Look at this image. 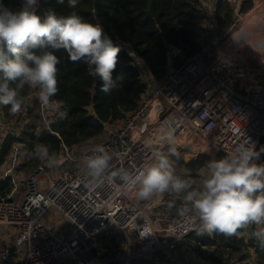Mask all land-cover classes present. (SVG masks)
Returning <instances> with one entry per match:
<instances>
[{
  "label": "built area",
  "instance_id": "obj_1",
  "mask_svg": "<svg viewBox=\"0 0 264 264\" xmlns=\"http://www.w3.org/2000/svg\"><path fill=\"white\" fill-rule=\"evenodd\" d=\"M226 1L232 5L233 19L224 27L218 15L219 0L203 1L209 13L199 49L176 66L183 50L169 44V71L163 80L153 78L144 60L131 49L137 54L135 63L141 67L142 77L148 79L147 92L137 108L117 122L120 124L108 123L95 142L82 144L86 152L81 156L75 146L63 141L58 153L63 157L62 171L57 178L46 177L41 163L28 175L23 193L18 195L15 185L9 193L0 194V264H133L138 258L151 260L165 251L177 252L197 233L198 219L183 221L175 215L174 208L181 203L173 194L145 202L138 201L134 192H124L118 180L99 188L86 187L81 162L95 145L110 152L113 169L130 172L150 162L155 151H167L170 146L187 149L185 145L190 143L197 153L225 157L251 138L258 150L264 138V67L254 68L226 52L235 31L243 28L245 0ZM37 93L30 90L28 103L36 106L41 126L51 129L52 122L63 114L64 104L52 97V106L45 108ZM28 111L25 106L23 115L13 120L0 106V162L8 137L16 138L0 182L11 178L16 183L13 173L20 169L24 156L18 126L27 122ZM169 129L174 145L162 135ZM71 161L77 164L75 169L68 166ZM179 174L183 172L177 171ZM51 209L63 218L65 231L44 220ZM105 232L121 238V251L98 258L96 242Z\"/></svg>",
  "mask_w": 264,
  "mask_h": 264
},
{
  "label": "clouds",
  "instance_id": "obj_2",
  "mask_svg": "<svg viewBox=\"0 0 264 264\" xmlns=\"http://www.w3.org/2000/svg\"><path fill=\"white\" fill-rule=\"evenodd\" d=\"M78 2L67 0L70 8ZM57 3L63 5L65 0ZM37 9L38 0H22L16 9L0 0V106H8L12 115L19 114L28 101L22 94L27 86L38 90L43 107H51V98L58 93L57 66L61 60L54 53L59 50L66 52L71 62L86 64L88 75L99 77L106 95L122 86L123 75L113 77L122 47L101 25L76 13L62 16L49 10L40 15ZM128 55L138 59L131 49ZM162 135L174 145L173 130ZM89 151L81 162L86 187L99 188L118 180L124 192H134L138 201L145 202L173 194L182 200L176 216L183 221H200L198 235L215 232L231 237L251 229L250 236L264 247V162H260L264 146L257 150L251 138L225 157L206 162L194 177L177 175L172 157L179 160L180 153L174 146L155 151L150 162L132 172L113 169V156L103 145ZM26 154L50 167L63 163V157L46 144H37Z\"/></svg>",
  "mask_w": 264,
  "mask_h": 264
},
{
  "label": "trees",
  "instance_id": "obj_3",
  "mask_svg": "<svg viewBox=\"0 0 264 264\" xmlns=\"http://www.w3.org/2000/svg\"><path fill=\"white\" fill-rule=\"evenodd\" d=\"M2 2L16 9L22 0H2ZM264 0H257V5ZM201 0H79L75 8L68 7L67 0L63 5L57 0H38L37 12L43 15L52 10L58 15L68 16L76 13L83 20L99 24L104 29L114 43L122 47L119 54V62L113 73L123 75L122 86L112 90L110 95L101 91L102 81L99 77L93 78L88 75L87 65L82 62L73 63L68 59L67 53L63 50L55 51L60 57L58 93L53 97L64 104L63 114L52 122L51 129H44L38 136L31 134L27 151L33 150L36 144H46L50 146V151L59 153L61 144L64 141L69 146H75L87 142L100 135L108 123L119 121L125 115L137 108L140 100L147 92V85L142 79V70L128 55V50L133 49L144 60L150 71V75L163 80L168 71V45L173 44L183 50V55L175 60L176 66L184 62L194 54L200 46L198 38V8ZM253 5V0L243 2V11L248 10ZM256 5V6H257ZM218 15L221 26L229 24L233 19L232 5L226 0H219ZM258 20V23H257ZM264 18L253 16L246 20L241 29V35H245L241 42L240 50L256 45V50H264ZM256 32L254 38L262 36L259 40L245 45L247 31ZM260 33V36L257 34ZM51 50V49H49ZM251 52V50H248ZM247 54V52H243ZM242 55V54H241ZM261 61H264L263 54L256 53ZM29 87L25 86L22 94L28 98ZM26 106L28 113H34L33 117L37 122L39 112L36 106H31L28 101ZM6 114L13 116L9 112L8 106H3ZM7 115V116H8ZM21 115H23L21 113ZM29 119V118H28ZM16 138L10 135L5 142L3 158L10 153ZM21 140V139H20ZM264 146V138L261 140L259 148ZM258 148V149H259ZM27 151L23 149V154L27 157ZM180 159L174 161L183 165L187 172L182 177L195 176L197 169L201 168L211 159H221L224 156L213 157L206 152H199L195 156L188 149L177 150ZM264 161V156L261 157ZM40 164V160L29 156L25 165L31 169ZM11 190V181L6 179L0 182V194H7ZM182 200L180 199V203ZM177 208V207H176ZM176 208L174 213L176 215ZM250 230V229H249ZM248 230V231H249ZM245 230H240L243 232ZM197 241L206 246L219 247L211 253V257L219 260L222 254L217 255L221 249L225 251L242 252L245 239L235 236H225L220 233H204L202 237L196 235ZM195 238V239H196ZM200 238V239H199ZM258 254L257 264H264V247L256 240L252 242ZM122 245L121 238L113 232L101 234L96 242L95 253L103 258L105 256H116L120 253ZM243 256V255H242ZM104 264H121L120 261H105ZM133 264H156L147 258H138Z\"/></svg>",
  "mask_w": 264,
  "mask_h": 264
},
{
  "label": "rangeland",
  "instance_id": "obj_4",
  "mask_svg": "<svg viewBox=\"0 0 264 264\" xmlns=\"http://www.w3.org/2000/svg\"><path fill=\"white\" fill-rule=\"evenodd\" d=\"M263 7H262V9H263ZM207 8L209 9V7H207ZM206 9L203 7L202 8L203 12H206ZM261 11H262V13H259L260 15L255 14L253 16H261L262 18H264L263 10H261ZM207 13H209V12H207ZM247 14H249V13L243 14L244 18L246 17ZM257 23H258V20H257ZM237 31L238 32H237V34H235V38L233 39V42H235L233 48H237L235 50V52H236L235 54L238 55V57H240L243 60L248 61L250 59V57H255V54L257 52L263 54V56H264V50L261 49L260 47L258 50H256V45L253 46V44H252V47L255 49V51H252V49H249L248 48L249 45L245 49V51L240 50L241 42L244 41L245 35H241V33H242L241 30L239 31V29H238ZM247 33H249V35L246 36L247 40L245 42V45L248 44V42H250V41L252 43H256L255 41L259 40L262 37V36H260V37L254 38L253 35L256 36L255 31L252 32V34H251V32L248 30ZM248 50H251V52H248ZM243 52H247V54H244ZM142 79L147 84V82H148L147 77L143 76ZM22 110L19 114H16V115H13L10 117L8 114L7 115L9 117V119L14 120V119L22 116L21 115ZM36 110H37V108H36ZM37 112H38V110H37ZM33 117H35L34 113H32V116H31V114H29V116L27 117V118H29V119H27V122H25L23 125L18 126V129L20 132L19 141H22L21 143L24 145L23 149L25 150V152L27 151V148L29 146L31 134L38 136L45 129L41 126L40 119L37 122ZM117 122L118 121H116L114 123H117ZM118 124H120V122L117 123V125ZM99 137H100V135L89 140V141H87V142H84L82 144H87L88 142H90V143L95 142L96 140H98ZM82 144L75 145V150H76L77 154L79 153L78 156H81L86 152L85 148L82 147ZM185 146H187V149L191 152V154L193 156L196 155V153H197L196 152V149H197L196 146H194L190 143H188ZM31 151L32 150L29 149L27 151V153L31 152ZM27 157L29 159L28 155H27ZM27 157H26V155L23 156V167H22V169H18L17 173L15 172L16 175L19 174L18 178L20 179V182H21L20 191H18V195L21 194V192H23L24 186H26L25 185L26 181H22L21 179H25L31 172L35 171L36 168H38L37 166H34L31 169H29L28 166L25 165ZM78 158H80V157H78ZM172 159L174 160V157H172ZM260 162H264V161L261 159ZM41 163H43V166H45L44 175L46 177H51V178L55 179L58 177L59 173H61V171H62L61 166H59L58 168L50 167L45 162L40 160V164ZM1 164H6V166H8L10 164L9 158L8 157L3 158L0 162V165ZM76 165L77 164H74V162H72V161L69 162V164H68V166L71 169H75ZM175 167H176L177 171L183 172V174L188 173L187 169L183 165L178 164L177 162H175ZM179 175H182V174H179ZM43 182H45V180H43ZM44 220L47 221L53 227H57L58 229H62L63 231H65V229H66V226L64 225V222H63L61 215L54 209H51L48 212V214L44 217ZM5 231H7V228L3 230L4 233H5ZM250 231H251V229L249 231L245 230L243 232H239V234H238L239 237L245 239V243H246L245 245H243L241 253L236 252V251H233V252H230L228 250L225 251V249L223 248L217 253V255H220L224 251L222 256H220L219 260H215L213 257H211V253L214 252L215 249H220V248L214 247V246L213 247L212 246L204 247L205 244H202L200 246V244L198 243L197 238H196L197 233H194V234L190 235L184 241V243H183L182 247L180 248L178 254L172 252V253H169L168 255H165L164 253H162L163 257L162 256H159L158 258L153 257V258H151V262H154L156 264H257L258 254H256L257 252L255 251L254 244L252 243L253 241H255V238H252L250 236ZM211 234H213V233H211ZM132 235H133V237H136L134 234H132ZM202 236L203 235H200V237H202ZM182 254H183V256H182ZM190 257H192L193 259H191ZM98 258H99V256H98ZM97 264H104V263H103V261H100Z\"/></svg>",
  "mask_w": 264,
  "mask_h": 264
},
{
  "label": "crops",
  "instance_id": "obj_5",
  "mask_svg": "<svg viewBox=\"0 0 264 264\" xmlns=\"http://www.w3.org/2000/svg\"><path fill=\"white\" fill-rule=\"evenodd\" d=\"M206 2H216L217 0H201V4L199 5V8H198V38H199V41H200V35H201V31H202V28L204 27V25L207 23V20H208V8H207V6L205 5V3ZM256 5H257V0H253V5L248 9V11L246 10L245 11V13H248V12H250L251 10H253V9H255V7H256ZM207 8L206 9V12H203V10H202V8ZM260 12H262L261 10H259V13ZM257 36H260V33H258L257 34ZM235 38V35H233V37H232V39L230 40V42L228 43V46H227V50H226V52L228 53V54H231L232 56H236V57H238L235 53V50L237 49V48H233V46H234V44H235V42H233V39ZM234 49V52H233V54L231 53V51ZM231 50V51H230ZM263 58H264V56H263ZM250 60V61H249ZM248 61L247 60H245V61H247L249 64H251V66L252 67H254V68H258V67H264V61H261V59H259V57H250V59H249ZM3 154V153H2ZM3 159V155H2V157H1V160ZM6 164H1L0 165V172L2 173V170H4V169H6ZM22 167H23V164L21 165V167H20V169H22ZM17 173V170L16 171H14V177H15V179H16V183H14V182H12V179L11 178H8V179H10V181H11V190L15 187V185L17 186V191H20V185H21V182H20V179L18 178V176H19V174H17L16 175V173ZM28 177V176H27ZM27 177L25 178V179H21L22 181H26V179H27ZM25 185H26V183H25ZM24 189H25V186H24ZM10 190V191H11ZM9 191V192H10ZM24 191V190H23ZM8 192V193H9ZM21 193H23V192H21ZM63 219V218H62ZM172 252H174V253H179V251H165V255H168L169 253H172ZM257 254V253H256ZM162 256V255H161ZM182 256H183V254H182ZM163 257V256H162Z\"/></svg>",
  "mask_w": 264,
  "mask_h": 264
},
{
  "label": "bare ground",
  "instance_id": "obj_6",
  "mask_svg": "<svg viewBox=\"0 0 264 264\" xmlns=\"http://www.w3.org/2000/svg\"><path fill=\"white\" fill-rule=\"evenodd\" d=\"M264 2H262L261 4H259V5H257L256 7H255V9H253V10H251L250 12H248L249 14H247L246 15V17L244 18V21H243V23L246 21V20H248V19H250L251 17H253V15H260L259 14V10H263V13H264ZM261 7V8H260ZM262 7H263V9H262ZM260 13H262V12H260ZM243 25V24H242ZM237 30L235 31V34H237ZM233 52H234V49L231 51V53L233 54ZM238 56V55H237ZM238 58V57H237Z\"/></svg>",
  "mask_w": 264,
  "mask_h": 264
},
{
  "label": "water",
  "instance_id": "obj_7",
  "mask_svg": "<svg viewBox=\"0 0 264 264\" xmlns=\"http://www.w3.org/2000/svg\"><path fill=\"white\" fill-rule=\"evenodd\" d=\"M133 230H134V232H135L136 234H138V230H137V228H133ZM122 239H123V237H122Z\"/></svg>",
  "mask_w": 264,
  "mask_h": 264
}]
</instances>
